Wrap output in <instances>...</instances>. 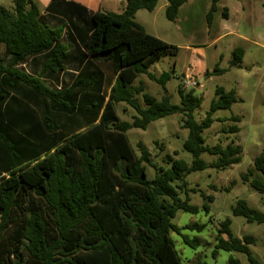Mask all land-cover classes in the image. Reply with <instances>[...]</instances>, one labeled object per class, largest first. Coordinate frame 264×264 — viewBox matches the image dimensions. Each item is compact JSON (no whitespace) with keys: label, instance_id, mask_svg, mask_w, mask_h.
I'll return each instance as SVG.
<instances>
[{"label":"trees","instance_id":"trees-1","mask_svg":"<svg viewBox=\"0 0 264 264\" xmlns=\"http://www.w3.org/2000/svg\"><path fill=\"white\" fill-rule=\"evenodd\" d=\"M159 1L126 0L117 13L51 0L49 13L66 17L41 14L36 0H14L13 9L0 5V264H185L171 237L181 227L172 220L179 210L200 211L190 203L189 174L241 162L240 145H209L203 135L215 121L214 112L231 108L238 98L235 90L217 87L202 121L195 116L202 104L195 89L186 91L181 82L180 103L171 101L170 74L158 77L150 69L179 48L135 19L139 10L152 11ZM166 1V16L175 21L189 0ZM211 1L209 16L221 0ZM244 54L242 47L235 48L231 66H240ZM28 61L42 64L39 74L18 69ZM102 63L115 75L108 89ZM62 71L72 80L70 86L52 89L42 80ZM226 71L217 66L206 74ZM141 75L159 83L165 94L159 99L143 81L136 85ZM121 102L135 110L132 120L120 119ZM173 114L182 115V127L188 129L184 149L193 160L188 163L175 151L164 157L166 165L158 166L142 142L137 153L128 131L146 130ZM239 131L237 124L223 128L225 133ZM203 153L217 159L207 162ZM147 166L155 168L153 179ZM242 177L264 194V151ZM204 209L209 212L207 203ZM233 214L264 223V212L244 199L236 202ZM231 222L230 217L221 222L214 254L242 252L250 264H260L250 249L255 237L235 236ZM204 226L188 225L199 231ZM183 237L191 246L201 244L198 236ZM189 264L207 262L198 258ZM228 264H239V259L230 257Z\"/></svg>","mask_w":264,"mask_h":264},{"label":"rangeland","instance_id":"rangeland-1","mask_svg":"<svg viewBox=\"0 0 264 264\" xmlns=\"http://www.w3.org/2000/svg\"><path fill=\"white\" fill-rule=\"evenodd\" d=\"M72 1L92 10L117 13H121L126 6V0ZM36 2L43 11L51 0ZM0 5L13 9L15 3L14 0H0ZM166 5V0H160L154 10H139L135 18L149 33L179 48L176 55H163L150 70L158 77L163 72L170 74L166 86L171 101L176 104L181 101L178 86L184 76L188 75L196 82L185 89L188 91L193 88L202 97L201 106L195 110L198 121H202L211 110L217 87L235 90L238 100L231 108L214 112L215 121L203 135L209 145L221 143L226 146L234 141L242 147L241 162L226 169L209 167L187 176L190 203L200 207V211L193 214L179 210L172 221L181 227V233L171 231V237L185 264L198 258L207 264H228L230 257L239 259V264H250L246 253L218 250L214 254L220 224L230 217V227L235 236L255 237L256 242L250 245V249L260 264H264V223L248 222L246 218L233 214V207L239 199L246 200L251 207L264 212V194L251 188L242 177L254 166L256 156L264 151V0H221L211 16V0H189L175 21L167 18ZM225 9L227 16L224 14ZM237 47L244 49V58L240 66H231L233 51ZM217 66L227 71L211 76L206 74ZM21 68L27 70L25 66ZM140 79L147 91L157 98L165 94L163 87L147 75H142ZM117 113L121 120H132L136 112L122 102L117 104ZM233 116H239L241 121H233ZM181 118L182 115L173 114L153 121L146 130H129L131 144L140 155L138 144L142 142L151 152L153 163L158 166L166 165L164 157L166 154L173 155L175 151H178V158L192 163L191 153L184 149L188 129L182 127ZM234 124L240 127L238 133L223 132V128ZM202 158L212 162L217 156L203 153ZM147 167L148 178L153 179L155 168ZM181 196L185 199L187 194ZM208 196H212L213 200L209 201ZM205 203L209 205V212L204 209ZM194 224L205 226L200 231L188 227ZM183 235L191 239L198 236L201 244L191 246L185 242Z\"/></svg>","mask_w":264,"mask_h":264},{"label":"crops","instance_id":"crops-1","mask_svg":"<svg viewBox=\"0 0 264 264\" xmlns=\"http://www.w3.org/2000/svg\"><path fill=\"white\" fill-rule=\"evenodd\" d=\"M72 1V0H71ZM73 2H75V1H73ZM75 3H78V4H80V5H82V6H85L89 11H96V10H92V9H90L89 7H87L86 5H84V4H81V3H79V2H75ZM49 6V5H48ZM48 6H46V8L43 10V11H41V14H43V15H46V14H48L49 13V11H48ZM167 6V5H166ZM184 5H182L181 6V8H180V10H182V7H183ZM41 10V9H40ZM123 12V11H122ZM139 12V11H138ZM137 12V13H138ZM51 14H53V15H58V16H64V14H59V13H57V12H55V11H51L50 12ZM49 13V14H50ZM136 13V14H137ZM64 17H66V16H64ZM22 66H25L26 68H27V70H24V69H22L21 67ZM102 67L104 68V70H105V73H106V84H107V89L110 87V85H112L113 84V82H114V79H115V75H114V73H113V71H112V69L110 68V67H108V65L107 64H104V63H102ZM18 69H20V70H22V71H25V72H27V73H29V74H32V75H36V74H39V72L42 70V64H41V66L40 65H37L36 63H31L30 61H28V62H26V63H23V64H21V65H19L18 66ZM66 70H71V68L70 67H68ZM73 72H75V73H77V71L76 70H73ZM142 76V75H141ZM140 76V77H141ZM140 77L136 80V82H135V84L136 85H138L139 83H140V81H142L141 79H140ZM42 80L50 87V88H52V89H62V88H64V87H67V86H70L71 84H72V80L69 78V77H67L66 76V74H65V72H61L60 73V75H58L57 77H50L49 75H47V76H42ZM137 82H138V84H137ZM146 86V85H145ZM146 90H147V88H146ZM122 103V102H121Z\"/></svg>","mask_w":264,"mask_h":264},{"label":"built area","instance_id":"built-area-1","mask_svg":"<svg viewBox=\"0 0 264 264\" xmlns=\"http://www.w3.org/2000/svg\"><path fill=\"white\" fill-rule=\"evenodd\" d=\"M182 83L186 88L192 87L196 84V82L193 81V79H191V77H189L188 75L184 76V80L182 81Z\"/></svg>","mask_w":264,"mask_h":264}]
</instances>
